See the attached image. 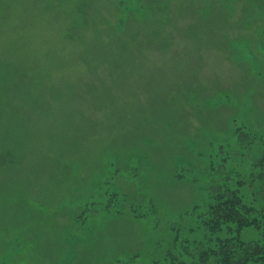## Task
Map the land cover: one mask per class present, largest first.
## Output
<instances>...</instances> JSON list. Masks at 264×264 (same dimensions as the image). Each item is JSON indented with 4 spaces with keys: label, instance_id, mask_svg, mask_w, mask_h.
<instances>
[{
    "label": "rangeland",
    "instance_id": "obj_1",
    "mask_svg": "<svg viewBox=\"0 0 264 264\" xmlns=\"http://www.w3.org/2000/svg\"><path fill=\"white\" fill-rule=\"evenodd\" d=\"M119 1L0 0V264H214L215 194L264 208V0Z\"/></svg>",
    "mask_w": 264,
    "mask_h": 264
},
{
    "label": "trees",
    "instance_id": "obj_2",
    "mask_svg": "<svg viewBox=\"0 0 264 264\" xmlns=\"http://www.w3.org/2000/svg\"><path fill=\"white\" fill-rule=\"evenodd\" d=\"M119 4L124 10H132L138 2L120 0ZM261 161L264 163V153ZM211 200L205 211L197 214L210 230L209 236L199 242L201 246L204 245V249L197 255L198 261L207 263L212 260L214 264H264V208L247 205L235 191L215 194ZM251 225L260 229L261 233L244 242L240 237L241 231ZM211 241L214 244L211 245ZM177 242L183 244L179 238ZM200 244L195 245L198 247ZM168 264L182 263L176 258H170Z\"/></svg>",
    "mask_w": 264,
    "mask_h": 264
}]
</instances>
